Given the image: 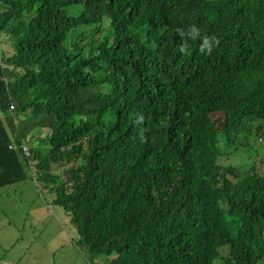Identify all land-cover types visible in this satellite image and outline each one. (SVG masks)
<instances>
[{
    "label": "trees",
    "instance_id": "1",
    "mask_svg": "<svg viewBox=\"0 0 264 264\" xmlns=\"http://www.w3.org/2000/svg\"><path fill=\"white\" fill-rule=\"evenodd\" d=\"M0 112L92 258L264 264V0H0Z\"/></svg>",
    "mask_w": 264,
    "mask_h": 264
},
{
    "label": "rangeland",
    "instance_id": "2",
    "mask_svg": "<svg viewBox=\"0 0 264 264\" xmlns=\"http://www.w3.org/2000/svg\"><path fill=\"white\" fill-rule=\"evenodd\" d=\"M253 145L248 152H258L256 162L264 169V139ZM26 173L24 180L0 188V264H104L76 245L77 233L66 212Z\"/></svg>",
    "mask_w": 264,
    "mask_h": 264
},
{
    "label": "clouds",
    "instance_id": "3",
    "mask_svg": "<svg viewBox=\"0 0 264 264\" xmlns=\"http://www.w3.org/2000/svg\"><path fill=\"white\" fill-rule=\"evenodd\" d=\"M203 47H208V50L210 51L211 49H210V47H209V45H208V41L207 40H205L204 41V44L202 45V48ZM15 108L12 106V105H9L8 106V110L9 111H13ZM1 120H2V122L4 123V125H7V121H6V119H5V117H4V114L3 113H1L0 112V122H1ZM15 122L17 123V119L15 120ZM10 139H12V135L10 134V137H9ZM264 139V137L263 138H258L257 139V142L258 141H262ZM256 143V142H255ZM252 148L254 147V145L252 144V146H251ZM262 147L264 148V145H262ZM8 148H12L13 150H19L20 151V155H28V153H29V147L27 146V144H26V141L25 140H22L21 141V143L20 144H15V143H11L9 146H8ZM248 153H250V152H248ZM79 247V246H78Z\"/></svg>",
    "mask_w": 264,
    "mask_h": 264
}]
</instances>
